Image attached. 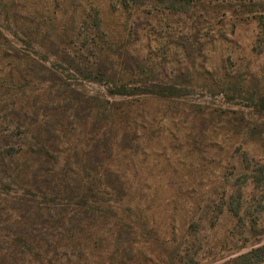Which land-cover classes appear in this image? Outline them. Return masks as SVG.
I'll return each instance as SVG.
<instances>
[{"label":"rangeland","instance_id":"374dc122","mask_svg":"<svg viewBox=\"0 0 264 264\" xmlns=\"http://www.w3.org/2000/svg\"><path fill=\"white\" fill-rule=\"evenodd\" d=\"M134 1L0 0V264L22 249L16 214L65 246L54 264H232L264 246L262 148L241 134L264 124V0ZM119 80L175 88L133 104L109 149L78 108L141 98L111 96ZM97 172L138 180L84 201Z\"/></svg>","mask_w":264,"mask_h":264},{"label":"trees","instance_id":"16d2710c","mask_svg":"<svg viewBox=\"0 0 264 264\" xmlns=\"http://www.w3.org/2000/svg\"><path fill=\"white\" fill-rule=\"evenodd\" d=\"M121 1L120 7L122 8H130L132 7V3L130 1L133 0H118ZM134 2H137L135 0ZM113 8L116 9L118 7L113 2L111 4ZM135 5V4H134ZM108 73L102 74L105 78ZM99 79V78H98ZM101 81H103L101 79ZM109 83V82H108ZM154 83V84H153ZM150 82L147 85H144L142 87H130L129 83H122L121 80L115 82L112 89H109V93L111 96H121V97H129V96H139L141 97L138 100H135L134 103H112V106L106 107L102 104H93L91 103V106L89 108L85 107H79L78 111L85 113L86 117H94V123H93V129L97 130L95 140L96 144L101 143L104 139V146H109V149L115 145L117 146L118 142V135H112L110 132L112 128L117 127L119 130L123 128L124 123L123 121H127V118L132 114L135 113L136 108L133 107V104H137L139 102H146L150 98L157 97L160 93H164L165 91L172 92L170 89L175 88V86L171 85L170 88H164V85H161L159 83ZM135 85V83H134ZM164 95V94H163ZM97 101V99H96ZM125 104H130L126 106ZM83 105V104H82ZM257 107L264 111V96H258L257 98ZM109 109V110H108ZM134 110V112L132 111ZM138 109V108H137ZM87 111V112H86ZM125 116V117H124ZM138 117H140L137 114ZM236 128V127H235ZM137 126L133 129L136 130ZM101 130V132H100ZM100 132V133H99ZM124 133V132H123ZM241 134L243 136L251 135V137H254L255 135L259 136L260 139V148L262 151L261 156L263 158V162L258 164H254L253 169L256 167V171L259 173L264 174V124L256 125L252 124L251 126H241ZM131 135V140L134 141L137 139V137L132 134L131 132H125L124 134H121V139L123 144L124 140L128 139ZM112 140L116 142H112ZM258 144V143H255ZM258 144V145H259ZM125 145V144H124ZM247 145V144H246ZM38 150H45L44 146H37ZM22 151V149H21ZM45 152L49 153L48 150H45ZM17 154V153H16ZM25 154V153H23ZM23 156V155H21ZM50 159V158H48ZM67 162V161H66ZM68 164H70V161L68 160ZM28 167H25L23 169V175L17 174L16 180L17 183H24L23 181H26L27 175L25 174L24 170H27ZM47 170L44 171V174H47ZM34 177V180H37L39 177L38 174H33L32 178ZM94 180L90 183V186L87 187L86 193L88 194L86 196V200L82 199L84 201H91L94 203L95 201H99V198L104 197H114L115 194H120L121 197H123V200H126L130 197V192L127 190L128 185H132L133 183L137 182V176H123V177H114L106 174H101L99 172L96 173L95 176L92 177ZM30 182V181H27ZM88 185L89 182H86ZM33 187V186H29ZM138 190V189H137ZM122 200V201H123ZM108 201H111L108 199ZM112 202V201H111ZM41 206H34L29 210V212H26L28 214V219L36 217V219H40V214L42 213ZM131 211V208H128ZM33 210H35V214L33 213ZM33 221V220H32ZM36 223V222H33ZM43 222L39 228H36L37 225H32L29 223L26 217L21 216V214H16L15 218L13 220V225L15 227L14 229V236H13V243L17 245L22 244V249H13L12 250V264H54L53 258H60L61 255H63L62 251L65 250V246L61 244L59 240H56V237L53 236L52 238L49 237H43L42 232L45 228ZM119 220L116 222V226H119ZM115 227V226H114ZM126 228L124 222L122 224V227L120 230H123ZM132 234V232H131ZM22 256V259L18 261V256ZM232 264H264V246L255 248L251 250L250 252L246 254H242L238 256L235 260H233Z\"/></svg>","mask_w":264,"mask_h":264}]
</instances>
